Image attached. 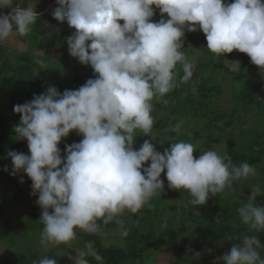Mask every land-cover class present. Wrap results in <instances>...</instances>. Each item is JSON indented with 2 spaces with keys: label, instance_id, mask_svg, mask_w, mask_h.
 <instances>
[{
  "label": "clouds",
  "instance_id": "obj_1",
  "mask_svg": "<svg viewBox=\"0 0 264 264\" xmlns=\"http://www.w3.org/2000/svg\"><path fill=\"white\" fill-rule=\"evenodd\" d=\"M56 4L52 17L75 29L66 41L69 54L81 65H90L96 76L62 94L49 86L13 108L21 118L14 126L15 138L27 141L30 155L9 151L7 157L13 165L11 175L26 174L32 181L31 194L38 195L42 245L66 244L75 239L76 229L94 234L99 220L105 225L115 222L127 236L118 217L148 204L164 188L165 170L169 189L188 191L194 206L205 205L210 194L230 187L232 180L254 174L249 163L234 166L216 151L194 158L193 144L185 141L170 144L163 154L150 140L138 150L133 145L138 130L156 139L151 134V101L177 86V64L184 73L180 82L193 74L194 65L181 50L185 30H201L207 49L217 56L238 51L264 69V0H56ZM153 6L169 19L153 22ZM6 7L10 0H0V9ZM37 18L33 7L17 6L0 14V41L14 29L25 35ZM181 128L178 122L170 130L179 134ZM73 131L83 138L65 145L62 158L58 145ZM148 161L150 165L143 167ZM259 192V187L253 188L248 202L238 209L241 221L256 232L264 230V207L256 204ZM261 248L264 244L257 235H245L218 262L264 264ZM92 255L102 260L99 254ZM39 264L58 262L45 256ZM76 264L88 261L80 258Z\"/></svg>",
  "mask_w": 264,
  "mask_h": 264
},
{
  "label": "trees",
  "instance_id": "obj_2",
  "mask_svg": "<svg viewBox=\"0 0 264 264\" xmlns=\"http://www.w3.org/2000/svg\"><path fill=\"white\" fill-rule=\"evenodd\" d=\"M226 2L231 3L233 0H226ZM16 5L21 8H35L38 18L34 24L30 25V30L25 35L21 36L15 29L13 31V34L15 33L20 41L27 40V46L24 50L5 46L0 42V96L3 95V84L4 88L20 89V94L17 96L20 99V104L31 101L33 98L32 93L44 92L49 86H54L62 94L64 92L62 84L49 83L47 78L56 69L63 67L66 73H74L75 84L80 83L86 76H96L90 65H81L76 58L69 54L66 41L75 32V29L70 28L67 21L61 23L52 17L51 13L58 6L57 4L51 10L41 14L47 5L46 0H10V7L0 9V14H8L11 8ZM119 23L123 24V21ZM49 37L53 40L47 42L45 39ZM182 42L184 47L181 50L184 52L185 57V46L192 47L193 45L197 48L198 44L202 43L205 51L209 50L207 49L206 37L199 29L195 33H189L185 30V37ZM47 46L55 49L54 55L37 59L35 55L36 48L45 49ZM193 61L196 66L190 79L186 82H180L182 76L176 75L177 86L156 104H153L152 108L171 109V112L175 115V123L184 119L195 122L196 128L183 136L187 140L185 142L192 144L197 140L199 126L202 127V130L209 133L214 129L218 130L217 136H208L209 142L213 143L217 139L224 137L223 142L226 143L224 156L229 158L234 166L249 163L255 168V161L264 158V133H261L257 128L259 126L257 120L263 121L261 126H264V90L259 86L252 87L250 84L248 85V80L260 69L252 64L247 54L238 51H233L224 56H217L209 50V57L206 61ZM220 61L231 63L232 67L222 65V63H219ZM234 62L239 64H234ZM40 63L45 65V69H40L39 76H37L35 70ZM176 68L183 72L180 64H177ZM227 92L230 94L227 95ZM183 100L187 104L189 103L188 112L194 111L198 115L202 114V121L201 117L199 121H196L192 115L188 117L177 115V109L180 107L181 101V105L184 107ZM215 100H219L221 106H212ZM164 101L167 102L165 103ZM10 102L16 103V101L13 102L11 100ZM173 102L176 103L175 108L173 107ZM252 115H254V121H256V125L253 126L255 128H245L244 124L248 123V119ZM3 120L6 122V117H3ZM203 121L205 122L203 123ZM252 125H254V122ZM234 129H238L239 137L228 140L225 137V132ZM151 134L156 138L155 140H152L149 136H137L133 145L134 149L138 150L144 140H150L156 150L163 154L164 149L170 147V144H166L170 140L158 132L152 131ZM68 138H64L63 142L58 145L62 158L65 154V145H68ZM70 138L76 143L74 135H71ZM199 150L197 148L196 152H193L195 157H198L197 153ZM9 151L23 152L26 155H30L26 140L15 143L7 150V153ZM149 165L150 161L146 162L143 167H148ZM5 168H7V171ZM12 168V162L7 158L6 163L0 166V174H11ZM259 172L262 174V179L259 185L260 192L256 197V204L264 207V162ZM161 179L164 183L168 182L166 180V170L161 174ZM14 181L15 176L11 175L6 188L1 194L0 209L2 217H5V212L11 210L14 204L20 203L16 199H8L9 194L14 197ZM23 190L25 189L22 188L21 193L25 195L26 192ZM31 192L28 195L34 212L33 216L29 217L28 222L34 220L33 223L26 225L19 235H14V232L2 231L0 232V239L17 240L16 238L29 236L27 232H32L34 235L42 233L44 225L40 221L42 210L37 205L38 195L34 196ZM172 195L174 193H167L164 196L163 190L160 189L148 204L143 206L138 212L131 213L135 220L127 230L128 235L124 236L127 247L119 245L107 246L103 239V234L106 231L119 229L120 227L115 222L105 225L102 220L97 221L100 225L99 230L94 234H84L80 243L83 247L92 245L94 252L99 254L102 260H95L92 254L83 259L87 260L88 264H152L157 254L162 253L161 264H219L218 258L228 252L233 245L240 244L245 235H257L262 244H264V230L259 232L249 230L248 226L241 221L238 213V209L248 202L250 195L243 199V204L236 203L235 207L230 210L224 208L220 212L213 214L208 220L202 218L201 209L196 208L195 213L191 215L190 212L194 209L193 207L188 210L180 207L179 214L169 216L172 218L171 222L165 221L167 227L163 229V234L159 236L151 220L154 215H160L158 208L163 198ZM189 197L192 199L191 195ZM210 201L213 202L214 198L212 197ZM155 210L157 214L154 213ZM188 224H192L191 227L196 226V229L190 237L189 245L186 246L185 237L189 233ZM19 247L22 251L19 259H14L12 263L5 259L0 261V264H36L45 256L56 259L58 264H66L59 261L56 256L59 254L60 248H50L43 256H33V259L29 260L25 254L26 246ZM191 251L193 252L192 254ZM258 251L261 258H264V248ZM197 253H199V256H194ZM76 262L77 258H74L72 264H76Z\"/></svg>",
  "mask_w": 264,
  "mask_h": 264
},
{
  "label": "rangeland",
  "instance_id": "obj_3",
  "mask_svg": "<svg viewBox=\"0 0 264 264\" xmlns=\"http://www.w3.org/2000/svg\"><path fill=\"white\" fill-rule=\"evenodd\" d=\"M47 5L45 9H43L41 14H44L48 10H51L55 5H56V0H46ZM225 3L226 0H225ZM17 7V5L15 6ZM14 7V8H15ZM155 15L152 17L153 22H159L161 19H169L167 16L162 17L160 14V10L155 8L153 6ZM54 37V36H51ZM49 37L48 39H45L47 42L52 41L53 39ZM41 40V39H40ZM27 40L25 41H20L19 37L14 33L11 35L8 39L2 42L5 46L11 47V48H17V49H25L27 46ZM25 46V47H24ZM205 46V45H204ZM187 60L193 63L194 67L193 70L196 66L193 60L196 61H206L209 57V50L205 51L203 48L202 43H199L197 48H195L193 45L192 47L190 46H185L184 48ZM54 48L50 47H45V49H40L36 48L35 50V55L37 59L47 57L49 55H54L55 53ZM219 63H222V65H225L227 67H232L231 63L225 62V61H220ZM40 69H45V65L40 63L36 67V75L39 76V70ZM176 75L177 76H183L184 73L179 69L176 68ZM38 78V77H37ZM74 78L75 75L74 73H66L63 68L56 69L53 74L49 76L48 82L53 83V84H58L61 83L60 85L64 90L68 88H73V89H78L80 86H82L89 78H95L94 75L86 76L83 78V80L75 84L74 83ZM225 78V77H224ZM195 81V80H193ZM225 81V79H224ZM254 87V86H259L261 89L264 90V69H260L256 74H254L249 80H248V85ZM3 84V95L0 96V148H1V153H0V166H3L6 163L7 160V150L10 149L15 143L19 142L15 136L14 132V126L18 125L20 122V115L14 113L13 108L15 105L20 104V99L17 97L20 94V89L18 88H10L6 87L4 88ZM1 89V88H0ZM14 89V90H12ZM26 92L25 90H23ZM45 92V91H44ZM44 92H37V93H32V97L35 95L42 94ZM230 94L227 92V95ZM163 98V97H162ZM162 98H154L151 103L156 104V102L160 101ZM11 101H16L15 104L11 103ZM174 103V102H173ZM182 101L180 102V107L177 109V115H184L185 117H188L189 115H192L195 117L196 121H199V118L201 117L202 121V114L198 115L194 111L191 113L188 112V107L189 103L185 100H183L184 107L181 105ZM176 103L173 104V107L175 108ZM212 106H221V102L219 100H215L212 103ZM171 109H153L152 108V117L154 121V126L153 130L154 132L160 133V135H164L165 138L170 140V142H167L166 144H172L178 141H187L183 136L186 135L187 133H190L191 130L196 128L195 122L191 120H180L182 122V128L179 134L176 132H172L170 129L177 124V122H174L175 115L171 112ZM3 117H6V122L3 120ZM180 117V116H179ZM180 119H182L180 117ZM257 120V119H256ZM205 121H203L204 123ZM254 122V125H252ZM259 122V126L257 127L258 130L261 133H264V126H261L263 124V121L257 120ZM5 123V125H3ZM202 125V123H201ZM256 125V121H254V115H252L248 119V123L244 124L245 128H255L253 126ZM201 130V131H200ZM141 133V134H140ZM71 135H74L76 138V143H79L80 140L83 138L81 135H79L77 132L73 131L69 134L68 138V145H71L74 142L72 138H70ZM137 136H142L144 135L142 132L139 130L136 133ZM211 135L212 137H215L218 135V130L214 129L212 130L211 133L202 130V127L199 126V130L197 133V140L194 141L192 144L194 146V149L196 152V149L199 148L200 150L198 151V157L201 155V153L206 152V151H216L219 155L224 156L225 151H226V143L223 142V138L217 139L215 142L210 143L208 136ZM225 137L229 140L230 138H238L239 137V131L238 129H234L229 132H225ZM185 139V140H184ZM63 142V139L62 141ZM238 150V148H237ZM194 156V154H193ZM195 157L194 158H198ZM264 157V156H263ZM263 162L264 158L261 160H256L255 164L256 167L254 174H250L247 178H241L239 180H232L230 182L231 186H226L225 189L221 192H218L214 195L210 194V198L207 201L205 205L202 206H194L190 203L191 199L189 197L190 193L186 190L180 189V190H173L169 189L168 187V182L164 183V188L163 190V195L166 196L167 193H174L172 196H168L163 198V200L160 202L158 211H160V215H154L151 222L152 225L157 229V233L159 236L163 234V229L167 227L165 221L171 222L172 218L169 217L170 215L174 216L176 214H179V209L180 207H183V209H190L193 207L194 209L191 210L190 214L195 213V209H201V216L204 219H209L213 216V214L220 212V210L227 208L231 209L234 208L236 203H242L243 204V199L251 195V191L255 187H259L262 179V174L259 172V170L263 167ZM11 174H0V197L4 189L6 188V184L8 180H10ZM21 179H23V183H21ZM32 181L27 177L26 174L24 173H19L15 176V181H14V186L15 188L13 189V194L14 197H12L11 194H9L8 199L13 198L18 200L20 203L19 204H14L11 210H7L5 212V217L1 216V209H0V232L5 231V232H14V235H19L21 230L25 229L26 225H30L33 223L34 220L29 221V217L33 216V209L32 204L30 203L29 200V195L30 192L32 191L31 188ZM24 188L26 194L22 195L21 189ZM22 196L23 201H22ZM214 198V201L211 202L210 199ZM1 201V199H0ZM15 201V200H14ZM178 206V207H177ZM177 211V212H175ZM156 213V210L154 211ZM157 214V213H156ZM37 217V216H36ZM119 219H122L124 221L125 228L128 230L129 226L134 223V217L131 214L130 211L125 210L123 214L119 216ZM192 224H188L187 228L189 229V233H187V237H185L186 240V246L189 245L190 243V237L193 233V231L196 229L195 227H191ZM76 237L75 239L71 240L70 242L66 244H61L58 246H44L41 244V233L38 234H32V232H27L29 236L23 237V238H16L17 240H8V238H3L0 239V261H4L5 259L8 260V262L12 263L14 259H19V257L22 254V251L19 246H26V252L25 254L27 255L29 260L33 259V256H38L41 257L44 254H46L50 248H60L59 254L56 255L59 261H62L66 264H72V261L74 258L80 259V258H85L91 255L94 250L92 248V245L88 247H83L81 246V239L86 232H84L81 229H76ZM103 239L105 241V244L107 246L115 245V246H123L127 247L126 242L124 241V236L121 235V229H113L111 231H106L103 234ZM29 240V241H28ZM27 241V242H26ZM16 242V243H14ZM27 243V244H26ZM193 252L191 251V254ZM196 256V254H194ZM161 259H162V253L157 254L154 262L152 264H161ZM36 262V261H34ZM36 264H39L36 262Z\"/></svg>",
  "mask_w": 264,
  "mask_h": 264
}]
</instances>
